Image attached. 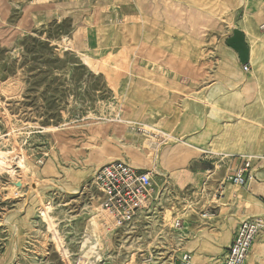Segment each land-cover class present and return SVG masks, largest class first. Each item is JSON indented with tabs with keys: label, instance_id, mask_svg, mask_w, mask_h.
Wrapping results in <instances>:
<instances>
[{
	"label": "rangeland",
	"instance_id": "obj_1",
	"mask_svg": "<svg viewBox=\"0 0 264 264\" xmlns=\"http://www.w3.org/2000/svg\"><path fill=\"white\" fill-rule=\"evenodd\" d=\"M241 1L238 0L240 7ZM99 2L0 0V151L15 152V163L24 152L28 169L37 175L24 176L16 166L11 168L13 173L0 171V264H182L183 254L190 251L198 260L196 264H217L223 248H215L225 237V229L235 219L241 222L249 216L264 215L247 213L245 207L253 208L256 203L250 186L235 187L225 181L228 168L221 163L223 155L253 158V180L264 186V137L258 131L259 126L264 127V54L257 52V82L252 92H244L243 83L229 87L226 82L216 81L210 75L219 66L213 53L205 52L199 62L179 59L187 65L191 63L193 67L189 65L188 69L207 72L206 76L184 79L175 70L185 63L174 65L170 60L172 67L157 60L155 49L146 53L144 48L148 46L143 43L134 55L129 54L130 60L123 59L133 73L124 82L120 73L105 69L106 63L121 60V48L116 42L101 39L100 33L112 37L117 30L123 33L119 38H123L125 32L141 26L140 2L162 23L191 22L192 26V22H201L197 23L201 24V38L219 23L224 28L235 24L226 19L213 24L205 18L199 21L175 0H106L105 12L97 14L94 23ZM238 13L245 17L244 8ZM196 46H191L193 51ZM149 56L156 59H144ZM225 64L231 71V64ZM140 66L180 83L183 93L149 89L137 82L134 79ZM243 77L249 79L252 74ZM125 93L148 120H139L140 111L133 103L128 104ZM121 97L125 98L123 107ZM168 104H174L171 118L183 132L190 133L192 143L194 138L202 137L204 144L212 139L217 149L215 153L206 150L208 153L180 156V151L185 150L181 147L161 159L158 167L164 173L160 175L148 161L156 152L143 147L135 154L132 146L138 142L127 135L133 139L136 136L133 132L125 134V130L132 129L115 128L114 123L123 117L153 124L161 113H168L160 112L159 106ZM206 115H213L219 124ZM241 121L244 123L239 126ZM49 127L62 130L68 139L56 143L46 129ZM231 127L234 133L224 138L222 129ZM259 138L261 141L254 147ZM185 159L191 169L195 168L192 164L201 163L215 173L208 175L210 179L206 174L194 175L183 168ZM113 161L152 171L156 175L157 203L128 224L120 226L111 216L110 222L104 221L95 230L89 226L93 202L98 201L92 176ZM199 176L205 177L204 187L195 191L178 190L170 181L197 184ZM227 190L231 194L227 205L232 216L224 220L215 199H222ZM260 201L264 207V199ZM168 210L173 213L171 224L165 222ZM237 212L244 214L236 215ZM179 214L183 218L175 228L173 222ZM259 239L264 241L262 235ZM255 264H264V255Z\"/></svg>",
	"mask_w": 264,
	"mask_h": 264
},
{
	"label": "crops",
	"instance_id": "obj_2",
	"mask_svg": "<svg viewBox=\"0 0 264 264\" xmlns=\"http://www.w3.org/2000/svg\"><path fill=\"white\" fill-rule=\"evenodd\" d=\"M177 3L184 9L188 10L189 13L192 9L200 10L206 14L211 16L219 17L226 19L228 21L234 22L235 27L233 28H224L221 23L215 25L214 28L209 29L207 32L204 33L203 38L199 35V29H201V22H195L194 26H191V22L188 24L183 22H178V24H170V23H162L155 14L151 13V10H147L146 6L143 7L142 11V24L139 27H136L135 30H130L125 32L126 36L123 38H119V36L123 33H120L116 30L115 35L112 37H108L105 32H103V36L101 39H109L113 43L116 42L115 45L121 48L119 50V54H121V59L130 60L129 54L134 55L139 47V44H145L148 47L144 48L145 52L147 53L148 49H155L157 60L166 61L167 64L171 60L176 65L180 60L183 59L186 61H196L199 62L205 52L213 53L215 57L219 61V66L216 70H214V74H210L211 76L215 77L216 81L221 83H225L232 87L233 85H238L239 83H243L245 86L244 92H252L256 87L257 80L254 79L256 77L255 73V64L259 62L257 60V52L261 50L264 54V31L261 30V26L264 24V0H242L241 7L238 6V0H175ZM246 2V5H243ZM244 8L245 17H240L238 11L240 8ZM146 11V12H145ZM153 14V15H152ZM187 25V26H184ZM143 27V28H142ZM145 29V30H144ZM223 30H225V35L223 36ZM143 31V32H142ZM147 33V34H146ZM211 35V37H209ZM213 36V37H212ZM198 45L195 48V51L191 48L192 45ZM209 45V47H207ZM135 46V48H134ZM191 50V51H190ZM199 51V53H198ZM191 52V53H190ZM194 57V59H193ZM155 57L151 58L144 57L146 60H155ZM191 58V59H190ZM196 62V63H197ZM229 62L232 66V70H226L227 68L223 66L226 65L225 63ZM195 63V66H196ZM173 67V64H169ZM228 65V64H227ZM187 64L181 66L178 69H173L178 71L180 75L187 79L190 75H197V76H206L207 72L205 70H192L193 68H186ZM249 66V71L245 72L244 67ZM191 71L194 73L199 74H191ZM252 74L251 78H244L243 75ZM172 76V75H171ZM137 82L141 83L142 85L146 86L147 88H157L159 91L164 89L165 91H171L175 94L183 93L184 89L180 83H175L172 80H167L162 78L160 74H153V71H147L140 66V69L137 72L136 79ZM215 93V91H214ZM212 96H207L208 99L204 101V104H208L209 98ZM122 98V97H121ZM123 98L122 101L123 102ZM133 103V101H132ZM135 105V103H133ZM174 104L162 105L160 107V112L164 110H168V113L164 114V116L171 115L172 106ZM122 106V105H121ZM135 107L140 111L139 120L144 122L149 118L146 117L144 112L140 110L136 105ZM179 107V106H176ZM165 112V111H164ZM160 116H163V113L159 115L155 119H159ZM194 116H199L198 113L194 112ZM210 120L215 123L218 121L215 119L213 115H206ZM244 122H240L239 126H242ZM219 124V123H218ZM225 130V131H224ZM222 129V131L226 134L224 138H228L234 133V128L231 127L229 129ZM222 131L216 133L220 134ZM258 131L260 132L261 136H263V131L260 126L258 127ZM192 135L195 136L196 131H192ZM231 134V135H230ZM172 135L176 140H185V144L183 147L185 150L180 151V156L182 153L188 154L191 152H198V153H215L214 143L212 139L208 141L206 144L202 143V137L194 138L195 142H191L188 138L190 135L189 132H183L182 127L173 128ZM215 134L212 136V138ZM260 138L255 143L254 147L257 146L258 142H260ZM189 143V144H188ZM211 149V150H209ZM205 151V152H203ZM225 156V155H223ZM239 157V156H238ZM237 158V157H236ZM184 160V159H183ZM236 161L238 163L236 164ZM189 161L185 159V163L183 168L186 169L188 172L199 175L205 174L207 172L205 165L199 164H192L195 168L191 169L189 167ZM232 167L228 169V171L234 170L237 165L239 164V159H235L232 163ZM188 165V166H187ZM137 168V167H136ZM143 169V168H142ZM147 169V168H144ZM154 169L160 172H163L164 169L161 167H154ZM169 170V169H168ZM213 172V170H208ZM255 172V171H254ZM164 173V172H163ZM215 171L213 172V174ZM169 175V174H168ZM258 177V176H257ZM259 179V178H257ZM172 184L181 191L186 189H200L203 186L205 181L204 176H199L197 184H194L192 181H187L183 185H179L178 183L174 182L170 179ZM247 186H250V194L252 198L256 201L253 208L251 205H247L246 208L247 213L262 215L264 213V207L261 204V199H264V186L256 181L252 180L248 183ZM246 186V187H247ZM224 195V194H223ZM243 215L244 212H237L236 215ZM264 216V215H262ZM249 217H258V216H249ZM247 217V218H249ZM261 217V216H260ZM235 222L227 227L225 237L222 238L221 242L216 245L215 251L222 250L220 253L219 260H217V264L220 263L221 257L224 253V250L228 248L231 244L233 234L236 228L239 225V220L235 219ZM238 223L235 230L232 232V228L234 225ZM231 234L228 244L226 242L229 238V234ZM264 237V234H262ZM260 238V237H259ZM257 240H260V239ZM226 245V246H225ZM251 256V254H250ZM249 256V257H250ZM248 261V260H247Z\"/></svg>",
	"mask_w": 264,
	"mask_h": 264
},
{
	"label": "built area",
	"instance_id": "obj_3",
	"mask_svg": "<svg viewBox=\"0 0 264 264\" xmlns=\"http://www.w3.org/2000/svg\"><path fill=\"white\" fill-rule=\"evenodd\" d=\"M261 30L264 31V24ZM244 71L248 72L249 66H245ZM236 157L222 156L221 163L230 169ZM237 158L239 164L234 170L228 171L225 181L235 187H246L254 178L253 158L246 156ZM155 176L149 169L136 168L122 161H113L104 164L93 174L92 183L97 191L100 205L112 215L116 224L122 226L156 206ZM223 183L219 190L222 189ZM180 225L181 220L177 227ZM262 234H264V216L249 217L239 222L231 244L224 250L219 264H245L253 243ZM181 263L194 264L193 253H184Z\"/></svg>",
	"mask_w": 264,
	"mask_h": 264
},
{
	"label": "bare ground",
	"instance_id": "obj_4",
	"mask_svg": "<svg viewBox=\"0 0 264 264\" xmlns=\"http://www.w3.org/2000/svg\"><path fill=\"white\" fill-rule=\"evenodd\" d=\"M105 3H106V0H100L98 9L94 11V23H96V18H97L96 15L97 14L100 15V14H103L105 12L104 10H105V8H107ZM246 4L247 3L244 2L243 5H246ZM144 6L145 5L142 2H140L138 4V7L142 11L145 9V8L143 9ZM190 14H192L194 16V18L199 20V21L202 20L203 18H205L211 24L224 20L223 18L211 16V15L206 14V13L200 11V10L191 11ZM101 21H103V20H101ZM194 25H195V23L192 22V26H194ZM94 32H95V30H94ZM134 32H136V30ZM100 35L103 36V33L101 32ZM83 36L85 38V36H86L85 33H83ZM193 49H194V47H193ZM193 59H194V57H193ZM133 62H134V60L132 61V64H133ZM180 63H185V61H183V62L180 61ZM188 64L190 65L191 63L188 62ZM191 67H193V66H191ZM105 69L106 70H111L112 69L115 72L120 73L119 75H121V78H122L121 80H123L124 82H126L128 77H131L132 74H133L131 71L128 70L129 68H127L126 62H124L122 59L121 60L117 59L115 61L106 63ZM104 72H106V71H104ZM111 72H113V71H111ZM124 97L128 98V104L131 105L132 104L131 98L128 97V95L126 93L124 94ZM124 101H125V98H124ZM122 107H123V102H122ZM128 109H127L126 113H128ZM122 111H123V108H122ZM177 111H179V110H177ZM121 118H122V120H121ZM121 118L116 123H114V124H116L115 128H118V126H122V127H125V128L129 127L130 129H132L131 131L130 130H125V134H130V132H133L135 134V136H136L135 139L130 138L127 135L128 139H131V140H134L135 142H138V144H137L138 146L136 144L132 146V148L134 149L135 154L138 153L141 148L143 149V147L148 148V149L153 150V151L156 152V153L153 152L154 153L153 155H155L154 157H152V155H151V157L149 156V158H148V161L151 163L152 167H156L157 168L161 164V159L163 157L167 158L170 155L178 152L179 149H181V147H183V144H185V140L184 139L183 140H176L174 138V136L172 135V129L173 128H177L178 129V122L175 119H172L171 115H169V116H164V115L160 116L159 119H156L153 124H145V123H140V122H134V121H130V120H127V119L125 120L123 117H121ZM141 127H144V128H141ZM260 128H262L263 137H264V127L260 126ZM46 129L51 134L52 138L55 140L56 143H60V141L62 139H68L67 136L65 135V133L62 130H59V129L55 128V127H52V128L49 127V128H46ZM97 129H99V128H97ZM188 139L190 140V137ZM263 142H264V140H263ZM214 149L216 150L217 147L215 146ZM209 150H211V149H209ZM149 154H152V152L149 153ZM16 155L17 154H15V152H11L10 153V152L0 151V171H9L10 173H13L11 168H12V166H16L21 171V174H23L24 176H28V177L32 176L33 178L36 177L37 176L36 173L33 172V171H30L28 169V167H27V156H26V154L23 152L22 156L19 158L18 162L15 163V158H16L15 156ZM130 165H132V164H130ZM157 172L160 175L163 174V172H160L158 170H157ZM213 172L207 171L205 173L206 174V178L210 179V177L208 175L213 174ZM224 194H225V196L222 199H215V201L218 204V207L221 208V216L223 217L224 220H226L229 216H232L229 213V206L227 205V203H228L227 199L230 198L231 194H230L229 190L225 191ZM97 202H93V204H94L93 208H92L93 209V215H92L91 219L89 220V226L91 225L95 230H99L103 226V222L104 221L110 222V218L112 216L107 210H105L100 205L99 202L98 203ZM245 208H247V207H245ZM165 214H166V217H165V222L166 223H169L171 220H173V213H171L168 210V211H166ZM206 217H207V215L205 214V218ZM182 218H183V215H181V214L177 215V219H175L174 222H173L175 228L177 227V224H178L179 220H181ZM170 224H171V222H170ZM257 239L253 243L252 249L250 251V254L251 253L253 254V258L251 259V257H249L250 256V254H249L248 258L245 261V264H255V261L258 260L259 256H263L264 255V241H262L261 239L260 240H257ZM184 246H186V245H184ZM197 261L198 260L195 259L194 263L196 264Z\"/></svg>",
	"mask_w": 264,
	"mask_h": 264
}]
</instances>
